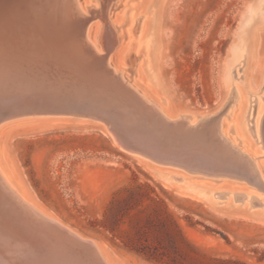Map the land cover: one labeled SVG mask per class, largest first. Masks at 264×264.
<instances>
[{
	"label": "rangeland",
	"instance_id": "rangeland-1",
	"mask_svg": "<svg viewBox=\"0 0 264 264\" xmlns=\"http://www.w3.org/2000/svg\"><path fill=\"white\" fill-rule=\"evenodd\" d=\"M123 1L127 6L115 10L114 20L127 7L136 14L149 2ZM156 2L157 81H149L133 54L127 64L117 52L111 54V66L123 67L125 77L130 72L128 80L168 115L202 116L219 110L233 82L231 69L244 54L242 79L234 80L240 103L222 120L224 128L234 124L251 149L255 144L239 120L248 94L264 106V0ZM97 20L90 23L91 39ZM112 132L105 121L86 115L10 116L5 110L0 112V167L6 174L0 170V175L36 210L93 239L110 264H264V206L234 201L233 193L222 199L209 195L206 201L186 188L199 184L264 195L258 185L159 164L123 149ZM258 161L264 176V156Z\"/></svg>",
	"mask_w": 264,
	"mask_h": 264
},
{
	"label": "bare ground",
	"instance_id": "bare-ground-1",
	"mask_svg": "<svg viewBox=\"0 0 264 264\" xmlns=\"http://www.w3.org/2000/svg\"><path fill=\"white\" fill-rule=\"evenodd\" d=\"M156 3L149 0L136 14L127 7L114 20L115 10L127 6L123 0H0V112L98 118L111 126L114 139L131 153L209 176L244 179L264 191L258 161L264 156V106L258 105L257 96L247 95L239 120L243 134L255 146L246 148L234 124L223 127V113L231 115L240 103L241 91L234 80L242 79L243 53L231 69L233 82L220 107L223 110L196 117L168 115L137 83L130 82V72L125 77L119 71L123 67L111 66V54L117 52L126 64L133 54L135 65L141 63L149 81H157L152 35ZM92 18L98 19L93 39L89 31ZM143 30L145 35L138 40ZM186 188L190 195L206 201L209 195L222 199L233 193L234 201L264 206V195L252 189L231 192L199 184ZM19 197L0 175V264H110L93 239Z\"/></svg>",
	"mask_w": 264,
	"mask_h": 264
}]
</instances>
